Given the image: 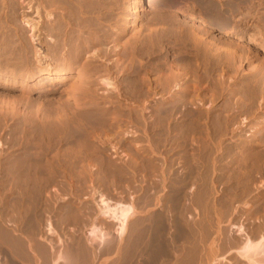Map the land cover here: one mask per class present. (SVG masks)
I'll return each mask as SVG.
<instances>
[{"label": "rangeland", "instance_id": "obj_1", "mask_svg": "<svg viewBox=\"0 0 264 264\" xmlns=\"http://www.w3.org/2000/svg\"><path fill=\"white\" fill-rule=\"evenodd\" d=\"M60 1L0 0V264H247L238 244L264 235V0H236L227 26L181 1H163L165 11L161 0H151L156 10L145 0H117L104 24L111 42L84 48L82 58L54 42L52 19L66 17ZM161 10L178 24H156ZM26 22L37 26L35 36ZM135 34H150L141 51L128 48ZM99 48L114 51L99 63L89 55ZM98 196L133 207L124 237L98 214ZM92 225L108 240L91 242Z\"/></svg>", "mask_w": 264, "mask_h": 264}, {"label": "bare ground", "instance_id": "obj_2", "mask_svg": "<svg viewBox=\"0 0 264 264\" xmlns=\"http://www.w3.org/2000/svg\"><path fill=\"white\" fill-rule=\"evenodd\" d=\"M45 1V0H44ZM48 1H52V0H48ZM119 1V0H118ZM121 1V0H120ZM146 1L148 2V5H150L151 7H154L155 5L154 4H151V0H145V3H146ZM163 1L164 2H166V1H171V0H161V2H157L156 3V6L158 5V6H162L163 5ZM176 1H181V3H184L185 5H187L188 7H190V8H188L187 6H185V7H187L188 9H191V10H196V11H200V12H202L204 15H205V17L208 19V21L210 22V23H212V25H214V26H221L222 24H226V26L227 25H229L228 24V21L229 20H231L232 18H230L231 17V14L234 12V11H236V10H238L237 9V6H236V0H220V2H218V3H215L214 2V0H176ZM246 1V0H245ZM244 1V2H245ZM249 1V0H248ZM252 1V0H251ZM250 1V2H251ZM55 2V1H54ZM175 1L173 0V2L172 3H174ZM43 3H46V2H43ZM49 3V2H48ZM47 3V4H48ZM53 2H51V5H53L52 4ZM60 3L62 4V6H63V8H62V12H63V10L65 11V12H63L62 13V15L64 14V13H66L65 15H66V17H65V19H60L59 20V18H53L52 20V22H53V25L50 23V25H52L53 26V28H51L52 30H54L55 31V36L57 37H55L56 39L54 40V42H57V41H59V40H61L62 42L63 41H65L66 42V44H64V50H65V47H66V52H68L69 53V55L71 56V57H74V58H78V57H81V55L83 54V52H82V50H84V48L86 49V51L87 50H89V51H91V50H93V46H91V45H93V44H95V43H98V45H102V44H108L107 43V41H108V39H109V41H110V37H109V35H108V33H106V26L104 25L105 24V18L107 17L106 16V14L107 13H109V12H111L112 13V10L114 9V7H115V4L116 3H118L117 2V0H62V1H60ZM121 3V2H120ZM119 3V4H120ZM171 3V5H173ZM176 3V2H175ZM240 3V2H239ZM243 3V2H242ZM241 3V4H242ZM253 3V2H252ZM252 3H250V6H252L251 4ZM47 4H44V7L45 8H47ZM61 4L58 6V4L57 5H55V6H57V7H60L61 6ZM165 4H167V3H165ZM164 4V5H165ZM178 4H180V3H178ZM246 4H247V2H246ZM249 4V3H248ZM164 5H163V7H164ZM176 5V7H177V4H175ZM175 5H174V7H172V8H175ZM180 5H183V4H180ZM243 5V4H242ZM61 6V7H62ZM121 6V5H120ZM123 6V5H122ZM157 6V8H159ZM168 6H170V5H168ZM239 6H241L240 4H239ZM247 6V5H246ZM249 6V5H248ZM48 7H49V5H48ZM51 7H54V6H51ZM167 7V6H166ZM166 7H164V9L161 7V9H163V10H165V8ZM236 7V8H235ZM40 8V7H39ZM44 8V9H45ZM56 8V7H55ZM119 8H121V7H119ZM155 8V10L157 9L156 7H154ZM179 8H180V6H179ZM182 8V7H181ZM184 8V7H183ZM182 8V9H183ZM186 8V9H187ZM54 11H57V9L58 8H56V10L54 9V8H52ZM122 9V8H121ZM168 8H166V10H167ZM171 9V8H170ZM177 9V8H176ZM172 10V12L173 11H175L174 13H176V11L177 10ZM181 9V10H182ZM236 9V10H235ZM245 9V8H244ZM248 9H250V7L248 8ZM251 9H252V7H251ZM50 10V8L48 9V10H46L47 12ZM53 10H52V12H53ZM59 10H61L60 8H59ZM117 10V9H116ZM115 10V11H116ZM163 10H161V11H155V13H154V18L152 19L156 24H160V23H158V22H162L163 23V25L164 26H169L170 25V23H174V22H177L178 20L177 19H179V18H177L176 20L177 21H174V18H176L174 15V18L173 17H170V16H172V14L168 17V15H166L165 13H164V11ZM165 10V11H166ZM180 10V9H179ZM183 10H185V8L183 9ZM241 10V9H240ZM42 11V10H41ZM40 11V12H41ZM119 11H120V9H119ZM119 11H116V12H119ZM163 11V12H162ZM169 11V10H168ZM243 11V10H242ZM57 12H59V11H57ZM61 12V11H60ZM114 12V11H113ZM153 12H154V10H153ZM180 12H183V11H180ZM186 12V11H185ZM199 12V13H200ZM250 12V11H249ZM169 13V12H168ZM177 13H179L178 11H177ZM184 13V12H183ZM241 13V12H240ZM248 13V12H247ZM41 14H44L43 12L41 13ZM110 14V13H109ZM108 14V15H109ZM113 14V13H112ZM153 15V13H150V15ZM196 14H197V12H196ZM55 15V14H54ZM57 15V14H56ZM111 15V14H110ZM152 15L150 16V19H151V17H152ZM178 15V14H177ZM176 15V16H177ZM198 15V14H197ZM196 15V16H197ZM246 15V14H245ZM43 16V15H42ZM46 16H47V14H46ZM45 16V17H46ZM50 16V15H49ZM58 16V15H57ZM56 16V17H57ZM114 16L115 15H113V17L112 18H114ZM195 16V15H194ZM199 16V15H198ZM64 17V16H63ZM121 17V16H120ZM40 18V17H39ZM44 18V17H43ZM47 18H49V17H47ZM52 18V17H51ZM50 18V19H51ZM86 18L89 20V18H90V23H89V25L87 26L86 24H85V26L87 27H85L84 28V23L86 22H83L84 20H86ZM117 18V17H116ZM118 18H119V15H118ZM201 18V17H200ZM41 19V18H40ZM45 20L44 21H46V18H44ZM120 19V18H119ZM206 19V20H207ZM48 20V19H47ZM87 20V21H88ZM24 21H27V20H24ZM106 21H108V20H106ZM109 21H110V18H109ZM108 21V22H109ZM111 21H112V19H111ZM114 21H116V19L114 18ZM114 21H112V22H114ZM120 22H122L121 20H119ZM151 21V20H150ZM150 21H147V22H149L150 23ZM171 21V22H170ZM232 21V20H231ZM231 21H229V22H231ZM29 22V21H28ZM49 22V21H48ZM47 22V23H48ZM116 22H118V20L116 21ZM207 22V21H206ZM208 22V23H209ZM31 23V22H30ZM38 23V22H37ZM46 23V24H47ZM88 23V22H87ZM148 23V24H149ZM152 23V22H151ZM45 24V23H44ZM49 24V23H48ZM106 24H108L109 25V23H107L106 22ZM112 24H114V23H112ZM112 24H110V25H112ZM119 24V23H118ZM123 23H121V25H122ZM126 24V23H125ZM147 24V23H146ZM147 24V25H148ZM175 24V23H174ZM177 24H178V22H177ZM109 25V26H110ZM149 25H151V24H149ZM152 25H153V23H152ZM158 25H155V26H158ZM173 24H171L170 26H172ZM176 25V24H175ZM175 25H173V27L175 26ZM24 26H26L27 28H28V30H29V34L31 35V36H35L34 34L35 33H37V26H33V25H31V24H29V23H25L24 24ZM43 26V25H42ZM47 26V25H46ZM45 26V27H46ZM49 26V25H48ZM47 26V27H48ZM105 26V27H104ZM114 26H115V24H114ZM114 26H113V29H115L114 28ZM117 26V25H116ZM115 26V27H116ZM119 26V25H118ZM117 26V27H118ZM124 26V25H123ZM154 26V27H155ZM161 26V25H160ZM45 27H43V28H45ZM112 27V26H111ZM150 27V26H149ZM152 28H153V26H151ZM151 27L149 28L153 33L152 34H154V31L151 29ZM118 28H121V27H118ZM158 28H160V27H158ZM162 28V27H161ZM164 29H162V31H163V33H165V34H167L168 33V27H163ZM180 28V27H179ZM182 28V27H181ZM122 29V28H121ZM155 29V28H154ZM173 31H174V29L173 28H171ZM183 29V28H182ZM181 29V30H182ZM215 29H219V28H215ZM42 30V29H41ZM48 30H49V27H48ZM107 30H109V29H107ZM110 30H111V28H110ZM147 30V29H146ZM150 30H149V32H150ZM158 30H160V29H158ZM42 31H44L45 32V30H42ZM118 31H120V30H118ZM156 31H157V29H156ZM162 31H160V32H162ZM171 31V30H170ZM185 31V30H184ZM192 31V30H191ZM44 32H42V33H44ZM49 32V31H48ZM114 32H115V30H114ZM113 32V33H114ZM137 32V31H136ZM148 32V33H149ZM172 32V31H171ZM176 32H177V29H176ZM193 32V31H192ZM46 33V32H45ZM111 33V32H110ZM119 33V32H118ZM140 32H138V34H139ZM156 33V32H155ZM174 33V34H173ZM172 33V35H171V33L169 32V36H168V34H167V37H165V38H168V37H170V35L171 36H173V37H175V32H173ZM181 33V32H180ZM51 34H53V33H51ZM116 34V33H115ZM136 35V36H134V35H132V36H134V38L132 39V41H131V43L129 44V43H127L128 45H131V47H128V48H130V49H135V48H137V47H139L140 48V46H146V43L148 44V42H149V39H150V34H151V32H150V34H148V35H146L145 34V36H141V35ZM158 35H159V37L161 36L159 33H157ZM162 34V33H161ZM192 34V33H191ZM197 34V33H196ZM42 35V34H41ZM45 35V34H44ZM47 35V34H46ZM117 35V34H116ZM116 35H115V39H116ZM181 35H185L184 33H182V34H180V36ZM195 35V34H194ZM194 35H190L189 37L191 38V40H193L194 39V37H193V39H192V36H194ZM52 36V35H51ZM113 36V35H112ZM163 37H164V34L162 35ZM166 36V35H165ZM179 36V32H178V37H180ZM48 37V36H47ZM117 37H119V36H117ZM152 37V36H151ZM46 38V37H45ZM49 38H50V35H49ZM132 38V37H131ZM154 38H156V35H155V37ZM153 38V39H154ZM172 38V37H171ZM171 38H169L168 40H170ZM183 38V37H182ZM185 38V37H184ZM187 35H186V40H187ZM190 38H188V39H190ZM40 39V38H39ZM113 39H114V37H113ZM113 39H112V41H113ZM120 39H121V36H120ZM152 38H151V40H153ZM157 39L159 40V38L157 37ZM164 39V38H163ZM173 39V38H172ZM178 39V38H177ZM180 39V38H179ZM195 39H197V38H195ZM195 39L192 41V43H194V41H195ZM47 40H48V38H47ZM119 40V39H118ZM131 40V39H130ZM160 40H162V39H160ZM174 40H176V37H175V39ZM183 40H185V39H183ZM185 40V41H186ZM34 41V40H33ZM37 41H38V39H37ZM40 41V40H39ZM45 41V40H44ZM43 41V43H45V45H46V42H44ZM60 41V42H61ZM108 41V42H109ZM163 41V44H165L164 42L166 41V40H162ZM178 41H180V40H178ZM182 41V40H181ZM184 41V42H185ZM187 41H189V43H190V40H187ZM64 42V43H65ZM111 42V41H110ZM116 42H117V40H116ZM115 42V43H116ZM127 42V41H126ZM129 42V41H128ZM151 42V41H150ZM155 42V41H154ZM157 42V41H156ZM161 42V41H160ZM170 42H171V40H170ZM184 42H182V44L184 43ZM42 43V44H43ZM59 43V42H58ZM58 43H56V44H58ZM114 43V42H113ZM114 43V44H115ZM118 43V42H117ZM199 43V42H198ZM230 43V42H229ZM48 44V43H47ZM52 44V43H51ZM51 44H50V46H51ZM55 44V43H54ZM61 44V43H60ZM59 44V45H60ZM126 44V43H125ZM127 44L125 45V46H127ZM168 44H170L169 42H168ZM176 44H177V41H176ZM180 44V43H179ZM186 44H187V42H186ZM191 44V43H190ZM190 44H187V45H190ZM194 44H197L196 43V41H195V43ZM109 45V44H108ZM156 45H158V44H156ZM161 45H162V43H161ZM198 45V44H197ZM36 46V45H35ZM42 46H44V45H42ZM54 46V45H53ZM56 46V45H55ZM61 46V45H60ZM62 46H63V43H62ZM95 46V45H94ZM164 46V45H163ZM162 46V47H163ZM183 47H185L184 45H182ZM200 46V45H199ZM199 46H197L198 48H199ZM49 47V46H48ZM47 47V48H48ZM52 47V46H51ZM51 47H49V48H51ZM102 47V46H101ZM103 47H104V45H103ZM113 47V46H112ZM148 47V46H147ZM150 47V46H149ZM187 47V46H186ZM191 47H192V45H191ZM206 47V46H205ZM204 47V48H205ZM44 48H46V47H44ZM56 48V49H55ZM55 48H53V50H57V51H59L60 49H62L63 47H61V48H59L58 47V45L55 47ZM105 48V47H104ZM104 48H99V49H95L96 51H97V53L95 54V51H93V53H91V54H89V55H91L92 56V59L93 58H98L99 59V63H101L100 62V60L101 59H106L107 57H109V52L108 51H106V49H104ZM127 48V47H126ZM146 48V47H145ZM176 48H178V47H176ZM179 48H180V46H179ZM178 48V49H179ZM193 49H194V46L192 47ZM229 48H230V46H229ZM34 49H36V48H34ZM102 49V50H101ZM138 49V48H137ZM143 49V48H142ZM154 49H156V47H155V44H154V47L153 46H151V48L149 49V51L148 52H150V51H152V50H154ZM162 49V48H161ZM183 49V48H182ZM182 49H180L181 50V52H182ZM185 49H187V48H185ZM196 49V48H195ZM194 49V50H195ZM206 49H208V48H206ZM63 50V49H62ZM105 50V51H104ZM107 50H108V48H107ZM136 50V49H135ZM139 51H141L140 49H138ZM177 50V49H176ZM184 50V49H183ZM189 50H191V49H189ZM189 50H188V52H189ZM199 50V49H198ZM232 50V49H231ZM47 51V50H46ZM61 51V50H60ZM85 51V52H86ZM114 51V50H113ZM113 51H111L112 52V54H113ZM147 51V50H146ZM187 51V50H186ZM217 51H218V49H217ZM34 52H35V50H34ZM39 52V51H38ZM37 52V53H38ZM53 52V51H52ZM56 52V51H55ZM88 52V51H87ZM111 52H110V54H111ZM132 52L133 51H131V54H132ZM135 52V51H134ZM167 52V51H166ZM178 52V51H177ZM184 52H185V50H184ZM184 52H183V54H184ZM187 52V53H188ZM194 52H196V51H194ZM204 52V51H203ZM227 52V51H226ZM28 53V52H27ZM46 53H48V52H46ZM50 53V52H49ZM57 53H59V52H57ZM89 53V52H88ZM145 53V52H144ZM186 53V54H187ZM205 53V52H204ZM233 54L234 53V51L233 52H231V51H228V53L227 54ZM39 54V53H38ZM55 54V53H54ZM53 54V55H54ZM116 54V53H115ZM189 54V53H188ZM191 54V53H190ZM192 54H193V52H192ZM195 54V53H194ZM206 54H208V53H206ZM229 54V55H230ZM231 54V55H232ZM50 55V54H49ZM53 55H52V57L51 58H53ZM65 55H67V54H65ZM85 55V54H84ZM83 55V56H84ZM86 55H87V53H86ZM130 55V54H129ZM185 55V54H184ZM215 55V54H214ZM233 55H235V54H233ZM232 55V56H233ZM55 57H56V54L54 55ZM58 56V55H57ZM61 56H64L63 54L61 55ZM68 57V58H71V57ZM82 56V57H83ZM91 56H90V58H91ZM187 56V55H186ZM204 56H205V54H204ZM207 57H208V55H206ZM205 56V57H206ZM211 56V55H210ZM226 56V55H225ZM228 56V55H227ZM35 58V60H36V56H34ZM60 57V56H59ZM58 57V58H59ZM81 57V58H82ZM183 57V56H182ZM189 57V56H188ZM191 57H192V55H191ZM40 58V57H39ZM57 58V57H56ZM66 58V57H65ZM74 58H71V59H74ZM88 58H89V56H88ZM122 58V57H121ZM126 58V57H125ZM190 58V57H189ZM188 58V59H189ZM209 58V57H208ZM215 57H211V59H214ZM227 58V57H226ZM229 58H230V56L227 58L228 60H229ZM234 58H235V56H234ZM239 58V57H238ZM38 59V58H37ZM62 59H64V58H62ZM107 59H109V58H107ZM184 59V58H183ZM186 59V58H185ZM193 59V58H192ZM231 59V58H230ZM42 60V59H41ZM65 60V59H64ZM75 60V59H74ZM82 60V59H81ZM86 60H88L87 59V57H86V59L84 60V61H86ZM90 60V59H89ZM95 60V59H94ZM103 60H101V61H103ZM115 60V59H114ZM196 60V59H195ZM208 60V59H207ZM206 60V61H207ZM233 60V59H232ZM38 61V60H37ZM58 61H60L59 59H58ZM68 61H69V59H68ZM76 61H77V59H76ZM79 61V60H78ZM97 61V60H96ZM107 61V60H106ZM109 61V60H108ZM116 61V60H115ZM188 61V60H187ZM186 61V62H187ZM190 61V60H189ZM208 61H210V59L208 60ZM227 61V60H226ZM70 62V61H69ZM73 62H75V61H73ZM80 62V61H79ZM89 62H91V61H88V62H86L87 64H89ZM95 62V61H94ZM109 62H111V61H109ZM193 62V61H192ZM216 62V61H215ZM56 63H58V62H56ZM71 63H72V61H71ZM77 63V62H76ZM75 63V64H76ZM102 63H104V62H102ZM128 63H130V62H128ZM188 63V62H187ZM191 63V62H190ZM195 63H197V62H195ZM211 63H212V61H211ZM210 63V64H211ZM219 63V62H218ZM29 64V63H28ZM63 64V63H62ZM105 64V63H104ZM111 64H113L114 65V62L113 63H111ZM132 64V63H131ZM189 64V63H188ZM193 64V63H192ZM199 64V63H198ZM202 64V63H201ZM205 64H206V62H205ZM30 65V64H29ZM31 65H32V63H31ZM38 65V64H37ZM41 65V64H40ZM55 65H57V64H55ZM60 65V64H59ZM70 65V64H69ZM78 65H80V64H78ZM77 65V66H78ZM81 65H83V63H81ZM85 65V64H84ZM89 65H92V63H90ZM95 65V64H94ZM100 65V64H99ZM106 65V64H105ZM107 65H109V64H107ZM117 64H115V66H116ZM212 65V64H211ZM214 65V64H213ZM212 65V66H213ZM34 66H36V65H34ZM53 66V65H52ZM73 66V65H72ZM76 66V67H77ZM93 66V65H92ZM114 66V67H115ZM193 66H197V64L195 65H193ZM208 66V65H207ZM216 66V65H215ZM37 67V66H36ZM60 67V66H59ZM68 67V66H67ZM81 67H83V66H81ZM85 67H87L86 69H90V67L88 68V65H85L84 66V68ZM113 67V66H112ZM113 67V68H114ZM214 67V66H213ZM29 68V67H28ZM96 68H98V67H96ZM106 68V67H105ZM185 68H187V67H185ZM195 68H198V66L197 67H195ZM30 69V68H29ZM37 69V68H36ZM51 69V68H50ZM63 69V68H62ZM75 69V68H74ZM81 69V68H80ZM92 69V68H91ZM93 69H94V67H93ZM101 69H103V68H101V65H100V70L99 71H101ZM215 69V68H214ZM35 70V69H34ZM77 70H79L78 69V67H77ZM95 70H97V69H95ZM94 70V71H95ZM106 70V69H105ZM109 70V69H108ZM184 70V69H183ZM200 70V69H199ZM36 71H38V70H36ZM49 71V67H47V71L46 72H48ZM89 71H92V70H89ZM104 71V70H103ZM114 71V70H113ZM83 72H85V69H84V71ZM93 72V71H92ZM91 72V73H92ZM105 72V71H104ZM109 72H110V70H109ZM184 72V71H183ZM261 72H263V75H264V71H261ZM43 73V72H42ZM64 73V72H63ZM86 73V72H85ZM87 73H90V72H88L87 71ZM93 73H95L96 74V72H93ZM100 73V72H99ZM99 73H97L96 75H98L99 76ZM106 73V72H105ZM62 74V73H61ZM77 74V73H76ZM79 74V73H78ZM101 74V73H100ZM107 74V73H106ZM109 74V73H108ZM83 75H84V73H83ZM87 75V74H86ZM86 75H85V77H86ZM88 75H90V74H88ZM92 75V74H91ZM101 75H103V72H102V74ZM59 76V75H58ZM79 76V75H78ZM95 76V75H94ZM104 76V75H103ZM102 76V77H103ZM182 76V75H181ZM80 77V76H79ZM106 77V76H105ZM84 78V77H83ZM82 78V79H83ZM176 78H177V76H176ZM89 79V78H88ZM107 79V78H106ZM171 79V78H170ZM264 79V78H263ZM91 80V79H90ZM167 80V79H166ZM173 80V79H172ZM260 80H261V78H260ZM75 81V80H74ZM85 81V79L84 80H82V82L80 83V84H82L83 82ZM86 82H88L87 80L83 83V85L86 83ZM90 82V81H89ZM88 82V83H89ZM170 82V81H169ZM259 82V81H258ZM78 83V84H79ZM252 83V82H251ZM80 84L78 85V86H80ZM87 84V83H86ZM82 85V86H83ZM90 85V84H89ZM169 85V84H168ZM70 87H72L73 86V88H70V89H72V90H74V88L75 87H77V86H75V83L73 82V84H72V86H71V84L69 85ZM85 86H87V85H85ZM81 87V86H80ZM85 88V87H84ZM84 88H80V90L82 89H84ZM90 88V87H89ZM255 88V87H254ZM261 88V87H260ZM69 89V90H70ZM78 89V88H77ZM86 89H88V88H86ZM85 89V90H86ZM75 90H76V88H75ZM189 90V89H188ZM90 91V90H89ZM251 91H254V90H251ZM256 91V90H255ZM69 92V91H68ZM258 92V91H257ZM81 93V92H80ZM253 93V92H252ZM251 93V94H252ZM260 93V92H259ZM258 95V94H257ZM247 97V96H246ZM249 98H250V96H248ZM262 97V96H261ZM254 98H256L255 96H254ZM239 100H240V98H238ZM238 99H236L237 100V102H239L238 101ZM244 98H242V100H243ZM187 100V99H186ZM246 100V99H245ZM244 100V101H245ZM261 100H262V98H261ZM248 101V100H247ZM251 102V101H250ZM244 103V102H243ZM251 103H253V102H251ZM263 103V102H262ZM74 104V103H73ZM237 104H240V103H237ZM248 104H249V102H248ZM233 105H234V103H233ZM232 105V106H233ZM236 106V102H235V105H234V107ZM239 106H241V105H239ZM246 106H247V104L244 106L245 108L244 109H246ZM252 106V105H251ZM233 107V108H234ZM242 107V106H241ZM241 107H240V110H241ZM236 108H238V106L236 107ZM39 109V108H38ZM194 109V108H193ZM249 109V108H248ZM236 110V109H235ZM239 110V109H238ZM37 111V110H36ZM242 111V110H241ZM244 111V110H243ZM189 112V111H188ZM192 112H194V111H192ZM198 113V112H197ZM221 113V112H220ZM225 113H227V114H229L228 112H225ZM224 113V114H225ZM248 113V112H247ZM33 114V113H32ZM167 114V113H166ZM194 114V113H193ZM193 114H191L192 116H193ZM223 114V115H224ZM236 114V113H235ZM234 114V115H235ZM78 115V114H77ZM186 115V114H185ZM226 115V114H225ZM62 116V115H61ZM67 116V115H66ZM188 116V115H187ZM196 116V115H195ZM206 116V115H205ZM229 116V118H230V115H228ZM238 116H240L239 114H238ZM56 117V116H55ZM60 117V116H59ZM63 117V116H62ZM197 117V116H196ZM213 117V116H212ZM216 117V116H215ZM54 118V117H53ZM93 118V117H92ZM27 119V118H26ZM58 119V118H57ZM56 119V120H57ZM190 119V118H189ZM197 119V118H196ZM195 119V120H196ZM218 119V118H217ZM221 119V118H220ZM59 120V119H58ZM188 120V119H187ZM191 120H192V118H191ZM194 120V119H193ZM192 120V121H193ZM200 121V120H199ZM233 121V120H232ZM187 122V121H186ZM194 123V122H193ZM192 123V124H193ZM188 124V123H187ZM187 124H186V126H187ZM199 124V123H198ZM228 124V123H227ZM63 125V124H62ZM189 125V124H188ZM191 126V125H190ZM197 126V125H196ZM195 126V127H196ZM227 126V125H226ZM50 127V126H49ZM229 127V126H228ZM237 127V126H236ZM192 128H193V126H192ZM191 128V129H192ZM224 128V127H223ZM226 128V127H225ZM186 129H189V128H186ZM185 129V130H186ZM228 129V128H227ZM231 129H232V127H231ZM234 129V128H233ZM28 130V129H27ZM39 130V129H38ZM186 131H188V130H186ZM226 131V130H225ZM224 131V132H225ZM235 131V130H234ZM236 131H237V129H236ZM239 131V130H238ZM263 132H264V127H263V130H262ZM220 132H221V129H220ZM227 132H228V130H227ZM16 133H18V132H16ZM186 133V132H185ZM190 133V132H189ZM191 133H192V131H191ZM228 133H230V131L228 132ZM233 133V132H232ZM231 133V134H232ZM259 133H261V132H259ZM217 134V133H216ZM222 134V133H221ZM225 134L226 133H224V136H225ZM235 134H236V132H235ZM188 135V134H187ZM223 135V134H222ZM259 135V134H258ZM58 136V135H57ZM185 136H186V134H185ZM238 136H239V134H238ZM261 136H262V134H261ZM209 137H211V135L209 136ZM213 138V137H212ZM239 138V137H238ZM186 140V139H185ZM210 140H213V139H210ZM216 140V139H215ZM219 140V139H218ZM221 140V139H220ZM249 141V140H248ZM256 141V140H255ZM258 141V140H257ZM256 141V142H257ZM188 142H190V138H189V141ZM252 142H254V141H252ZM255 142V143H256ZM241 143V142H240ZM190 144V143H189ZM188 144V145H189ZM251 144H253V143H251ZM248 145V144H247ZM246 145V146H247ZM254 145V144H253ZM258 145H260L259 143H258ZM257 145V146H258ZM190 146V145H189ZM256 146V145H255ZM205 147V146H204ZM250 147V146H249ZM245 148V147H244ZM250 149V148H249ZM249 149H247V150H249ZM77 150V149H76ZM201 150V149H200ZM210 149H208V151H209ZM242 151V150H241ZM252 151V150H251ZM203 152V151H202ZM249 152H250V150H249ZM253 152V151H252ZM22 153V152H21ZM36 153V152H35ZM206 153H208V152H206ZM212 153V152H211ZM204 154H205V152H204ZM240 154V153H239ZM238 154V155H239ZM248 154V153H247ZM255 154V153H254ZM254 154H252V155H254ZM258 154H260V152L258 153ZM211 155V154H210ZM235 155H237V154H235ZM241 155V154H240ZM249 155H251V154H249ZM248 155V156H249ZM256 155V154H255ZM264 155V154H263ZM25 156V155H24ZM41 156V155H40ZM244 156V155H243ZM247 156V157H248ZM262 156V155H261ZM73 157V156H72ZM246 157V158H247ZM251 157H253V156H251ZM250 157V158H251ZM11 158V157H10ZM66 158V157H65ZM241 158V157H240ZM250 158L248 157L247 159H249L250 160ZM31 159V158H30ZM97 159V158H96ZM234 159V158H233ZM247 159H244V161L246 160V161H248ZM256 159H258V158H256ZM261 159V158H260ZM259 159V160H260ZM264 159V158H263ZM66 160V159H65ZM242 161V160H241ZM245 163H247V162H245ZM248 163H249V161H248ZM260 163H262V162H260ZM251 164V163H250ZM259 164V163H258ZM262 164H264V163H262ZM237 165V164H236ZM249 165V164H248ZM247 165V166H248ZM239 166V165H238ZM241 166V165H240ZM260 166H261V164H260ZM259 166V167H260ZM47 167V166H46ZM86 167H87V165H86ZM89 167V166H88ZM248 167H254V165H249ZM248 167H246V168H248ZM251 168H249V169H251ZM256 168H257V166H256ZM261 168H262V166H261ZM259 169V168H258ZM264 169V168H263ZM262 169V170H263ZM39 174V173H38ZM13 175V174H12ZM181 192V191H180ZM95 206L97 207V212H98V214L101 216V217H104V218H106V219H109V220H111L113 223H115V225H116V227H115V233H116V236L118 237V238H122V237H124V235L126 234V230H127V226H128V223H129V219L131 218V216L133 215V213H134V209H133V207L131 206V204H123V203H112V202H110V201H108V200H106V199H104L102 196H98L97 197V199L95 200ZM135 214V213H134ZM158 223V222H157ZM155 224V223H154ZM159 224V223H158ZM157 224V225H158ZM260 225V224H259ZM153 226V225H152ZM165 226V225H164ZM184 226V225H183ZM48 227V230L50 231L51 229L49 228L50 227V225H48L47 226ZM262 227V230H264L263 229V225L261 226ZM260 227V228H261ZM154 228H156V227H154ZM47 229V228H46ZM48 231V232H49ZM52 231V230H51ZM53 232V231H52ZM157 233V232H156ZM155 234V233H154ZM158 234V233H157ZM155 236H156V234H155ZM109 237V235H107L105 232H103L102 230H101V228H99V227H97V226H95V225H92L89 229H88V232H87V238H89L90 239V241L91 242H97L98 244H100V243H103V242H105V241H107L108 238ZM153 237V236H152ZM162 236H160V238H161ZM159 237H157V239H158ZM163 238H168V237H163ZM175 238V237H174ZM248 238V237H247ZM253 238H254V236H253ZM155 239V238H154ZM242 240V239H241ZM175 241V240H174ZM109 242V241H108ZM155 242V241H154ZM153 242V243H154ZM156 242H160L159 241V239H158V241L156 240ZM216 242V241H215ZM163 243V242H162ZM158 244V243H157ZM160 244V243H159ZM158 244V245H159ZM211 244H212V242H211ZM237 244V243H236ZM239 246H238V248H237V250L235 251V253L237 254V257L239 258V260L241 259V260H244L245 262H247V264H264V235L262 236H259V238L256 240V241H252V240H250V239H245L244 238V240L240 243V244H238ZM160 246V245H159ZM162 247V246H161ZM160 247V248H161ZM168 248V247H167ZM163 249H165L166 250V248H163ZM161 250V249H160ZM228 250V249H227ZM172 251V250H171ZM45 252V251H44ZM198 252V251H197ZM215 252V251H214ZM213 252V253H214ZM222 252V251H221ZM151 253V252H150ZM168 253V252H167ZM152 254V253H151ZM160 254V253H159ZM196 254V253H195ZM154 255V254H153ZM60 257V256H59ZM59 257H57V259H59ZM161 257V256H160ZM155 258V257H154ZM163 258V257H162ZM201 258V257H200ZM159 259V258H158ZM165 259V258H164ZM168 259V258H167ZM198 259V258H197ZM155 260V259H154ZM207 261V260H206ZM52 264H57V260H53V263ZM190 264V263H189ZM196 264V263H195ZM202 264V263H201Z\"/></svg>", "mask_w": 264, "mask_h": 264}]
</instances>
